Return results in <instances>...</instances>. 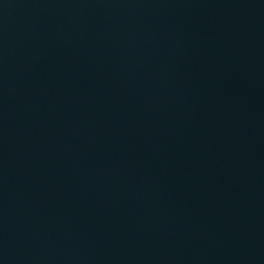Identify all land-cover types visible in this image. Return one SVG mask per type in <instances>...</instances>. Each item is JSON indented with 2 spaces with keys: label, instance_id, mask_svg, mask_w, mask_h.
I'll return each mask as SVG.
<instances>
[{
  "label": "water",
  "instance_id": "1",
  "mask_svg": "<svg viewBox=\"0 0 264 264\" xmlns=\"http://www.w3.org/2000/svg\"><path fill=\"white\" fill-rule=\"evenodd\" d=\"M0 264H264V0H0Z\"/></svg>",
  "mask_w": 264,
  "mask_h": 264
}]
</instances>
